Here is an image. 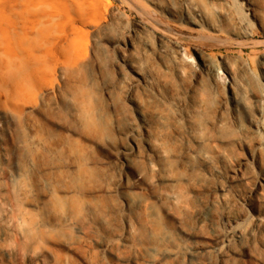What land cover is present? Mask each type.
I'll list each match as a JSON object with an SVG mask.
<instances>
[{"label":"rangeland","instance_id":"1","mask_svg":"<svg viewBox=\"0 0 264 264\" xmlns=\"http://www.w3.org/2000/svg\"><path fill=\"white\" fill-rule=\"evenodd\" d=\"M75 1L87 21L70 81L54 63L43 104L0 108V264H264V0ZM140 102L167 119L171 170Z\"/></svg>","mask_w":264,"mask_h":264},{"label":"bare ground","instance_id":"2","mask_svg":"<svg viewBox=\"0 0 264 264\" xmlns=\"http://www.w3.org/2000/svg\"><path fill=\"white\" fill-rule=\"evenodd\" d=\"M75 2L71 3L70 0H0V108L5 115L13 116V110H20L24 105L34 108L44 103L45 97L49 95L50 88L53 86L55 68H52V64H60L64 80L70 81L72 78L71 72L74 69L71 68L70 63H76L77 57L82 52L79 35L81 26L79 27L77 23L82 25L87 21V13L81 4L79 6ZM73 50H76L75 56H73ZM260 69L264 79V66ZM251 91L253 98L258 100L253 88ZM71 106H73V101L65 96L62 108L58 109L64 114V109ZM58 109L51 104L50 112L53 113ZM138 113L142 120L149 119L148 121L153 125L148 143L154 148L161 165L171 170L173 161L165 139L168 129L167 119L147 102L138 103ZM98 116L101 119L103 134L111 137V127L106 122L102 109L99 110ZM58 121V118L54 119L53 123L57 124ZM29 129L35 130L32 124L29 125ZM40 140L41 138H37L35 142H40ZM45 142L42 141V144L45 145L46 151H57V147L46 146ZM0 156H2L1 147ZM74 156L79 167L77 177L82 179L85 176L81 167L85 155L80 149H76ZM23 157L25 161L21 165V171L23 175H26L28 172L26 150L23 152ZM43 182L50 185L47 177L43 179ZM169 187L164 199L169 202L178 201L181 197L179 189L173 184ZM27 191L24 186L20 188V193L26 194ZM126 197L131 206H143L141 199L131 194H127ZM19 200L18 196L13 198L15 203ZM43 206L45 212H51L48 202H44ZM146 215L153 216V208L147 207ZM100 221L105 223V218L102 216ZM148 235L150 244L156 248L166 238L159 225L153 220L149 225ZM235 236L243 237L244 231H237ZM144 252L147 256L151 255L149 248H146Z\"/></svg>","mask_w":264,"mask_h":264}]
</instances>
